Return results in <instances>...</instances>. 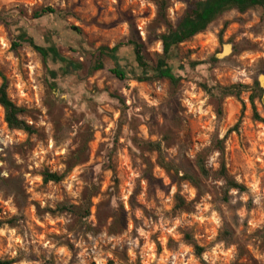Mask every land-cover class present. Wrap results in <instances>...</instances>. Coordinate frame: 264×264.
<instances>
[{
	"label": "clouds",
	"instance_id": "obj_1",
	"mask_svg": "<svg viewBox=\"0 0 264 264\" xmlns=\"http://www.w3.org/2000/svg\"><path fill=\"white\" fill-rule=\"evenodd\" d=\"M100 2L107 4L109 8L115 4V0ZM169 2L167 21L172 27L169 28L168 24L161 22L150 31L149 26L157 14L153 0H128V4L134 6L137 17L144 9H151V14L139 22L140 42L151 56V60L146 61L149 65L146 72L148 77L155 75L151 70L152 65L164 56V42L159 38L168 35L177 27L178 18L189 7L182 0ZM74 4L76 0H0V66L10 70L8 95L17 106L39 109L40 116L36 121L29 116L18 118L25 120L29 125L42 127L47 135L46 142L40 143L36 151L29 155L30 166L36 169L47 166L50 172L63 175L66 163L62 161H66L80 148L79 135L85 127L95 133L92 147L99 148L98 155L73 167L67 179L59 184L49 181L50 191L36 192L42 177L27 175V184L31 185L27 187V192L31 193L29 199L36 200L41 209L47 207L54 210L57 203L64 201L65 195L71 204L79 205L83 190L99 188L102 179L104 186L96 195L95 203L107 201V206L112 211L123 206L127 225L121 233L110 234L113 218L108 216L96 234L91 231H70L66 226L72 223L71 214L63 213L53 217L44 213L42 217L36 216L35 206L29 204L28 218L18 222L17 226L10 227L7 223H0V264L5 260L13 261L14 264H45L50 255L55 257V264H69L73 253L68 250L67 244L63 243L64 240L73 244L77 250L73 264H108L109 260L113 264H137L138 259L144 260L145 264H230L236 259V245H231L225 251L224 242L217 240L225 222L240 236L242 231L251 234L254 229L262 226L260 221L253 218L251 227H243L248 215L249 201L255 211L264 215V148L261 147L264 145V125L257 127V122L249 119L252 114L250 106L243 119L249 123L250 131L254 135H242L236 141L229 135L225 141L229 129L239 118L240 102L249 104L248 98L255 87L254 79L258 80L264 75L256 68L257 60L264 58V45L261 46L259 56L249 57L247 53L241 55L233 52L213 64L212 58L222 46V43L218 44L216 40L218 26L210 33L212 39L206 48H197L191 55L181 49L182 55L179 59L167 60L172 69V76L182 78V87L178 89L173 103L167 80L153 79L144 84L138 82L145 70L137 63L131 45L124 49L128 52L126 58L121 57L120 49H117L112 64L113 68L118 64L123 70L122 81L112 75L107 66L89 73L86 69L98 58L96 54L101 45L111 50L117 48L118 42L129 36L128 22L123 21L115 30V34L106 35L101 31L93 32L89 29V36L81 38L71 31V26L86 22L88 18L82 16V20L77 21L67 15ZM87 11H93L91 6ZM34 12L39 15L33 16ZM234 16L244 21L232 28L233 32L237 28L243 29L237 34L236 41L241 37L264 40V33L256 37L248 31L258 22L257 13L252 12L250 16L249 13L241 14L233 9L226 19L231 20ZM107 19H115V15L108 16ZM51 30H58L62 35L73 37L69 43L75 51L67 52L66 55L82 62L85 71L69 69L65 75L60 70L66 68V65L59 60L53 63L49 58L47 66L42 67L31 46L24 44L20 49L12 47L13 43L18 42L17 38L22 31L33 36ZM97 37L100 39L97 40ZM187 47L189 45L185 46ZM192 63L196 65L194 68L189 67ZM51 72L56 73L55 78L49 75ZM218 83L221 87L248 86L240 89L239 100L235 96L231 97L234 105L231 120L218 117L214 111L213 97L221 95ZM0 84H3V80H0ZM201 85H206L211 91L202 90ZM261 88L264 89V85H261ZM113 91H118L120 98L111 95ZM46 98L57 105L66 106L61 113L63 132L59 140L53 138V123L47 114L49 109L44 103ZM254 102L257 106L264 102V92H258ZM4 111V107L0 105V118ZM174 113L180 119L179 126L174 123ZM261 115H264V110ZM133 121L135 127L132 126ZM188 121L199 123V130L196 140L186 143ZM166 131H171L175 136L171 144L164 140ZM26 138V133L15 130L8 133L5 128L0 145L7 148ZM31 139L36 141L35 136ZM114 139H119V144L114 145ZM245 139L251 147L245 145ZM143 142L158 144L159 151H142L139 144ZM214 142L220 143L221 146H214ZM100 145L102 147H99ZM234 147L237 153L235 160L232 155ZM53 153L58 155L54 156ZM201 153L205 154L202 167L209 172L207 178L201 177L205 190L201 192L189 180H181L178 184L173 182V175H185L184 167L181 166L185 161L191 164L197 175L200 174L201 165L196 161ZM3 154V148H0V155ZM45 154L52 158L46 159ZM145 157L153 164L152 176L163 185H153L151 195L148 192V181L143 178V173L148 167ZM158 159H162L163 165L171 163L177 167L175 170L165 168L156 163ZM15 160L17 164L25 163L19 156H16ZM112 161L118 165L115 176L122 181L118 188L113 183V170L106 167ZM222 164L227 169L228 176L237 185L245 186L244 191L238 187H228L224 176L214 178L213 174L219 171ZM5 167L4 162L0 160V168ZM89 171L91 180L82 179L81 175ZM0 176L7 177L8 172L0 171ZM138 185L141 190L134 199L139 206H133L129 199L134 196ZM61 189L66 192L61 194ZM225 190L228 194L227 202L220 199ZM177 195L183 198L186 204H191V211L178 209L173 212ZM0 204H3L5 209L0 213V221L19 215L13 203V196L9 195L6 200L0 198ZM233 217L237 218L235 223ZM41 221L44 222L41 224L42 232H38L36 224ZM82 223L92 229L98 226L94 213L84 217ZM48 224L55 225L51 231L57 233L61 237L60 240L52 238ZM185 230H191L195 243L205 249L200 257L195 256L193 245L183 240ZM169 238L174 241L170 248ZM161 245L167 249L163 254L157 252L158 246ZM121 252H126V258L121 257ZM255 254L260 264H264V252ZM32 255L37 259H29Z\"/></svg>",
	"mask_w": 264,
	"mask_h": 264
},
{
	"label": "rangeland",
	"instance_id": "obj_2",
	"mask_svg": "<svg viewBox=\"0 0 264 264\" xmlns=\"http://www.w3.org/2000/svg\"><path fill=\"white\" fill-rule=\"evenodd\" d=\"M158 1H164L166 3V18H167V8L170 6L169 0H153V3L156 5ZM182 2L187 3L189 0H182ZM91 6V9L93 10L91 13H89L87 10ZM233 9L228 10L224 12L222 15H220L218 18H216L213 22H211L206 27L205 30L202 32L196 34L191 39L184 41L180 43L176 50V56L178 59L181 57V49H185V53L187 55H191L194 51L199 49H204L207 47L209 42L211 41L212 37L210 33H212L217 27L219 26V31L215 33L216 40L218 44L222 43V46L220 50L216 53V56L212 58L213 64L216 63L218 59H222L225 57H228L230 53H237V54H244L247 53L249 57L251 56H259L261 49V46L264 45V40H261L259 38L257 39H250L248 37H241L239 41H236V36L239 32L243 31V29L237 28L235 32L232 31V28L237 23H243L244 21L240 19V17L234 16L231 20L226 19V17L232 12ZM185 11V10H184ZM183 11V12H184ZM182 12V14H183ZM255 12L258 14L259 19L257 23H254L252 25L251 29H248V31L256 36L259 37L261 33H264V20L260 17V12L257 9H250L247 10L244 13H249L251 16V13ZM35 13V12H34ZM33 13V16H34ZM241 13V14H244ZM23 14V13H22ZM151 14V9H144L143 12H141L140 16L137 17L135 13V8L132 5L128 4V0H115V4L111 6V8L108 7L107 4L100 2V0H76V4L73 5L71 9L68 10L67 15L72 16L77 21L82 20L83 17H87L86 22H81L72 25L71 27H76L78 29V32H75L73 29L71 31L75 32L78 36H81V38H86L89 36V29H91L93 32L95 31H101L108 34H115V30L118 29L120 24L127 20L128 27H129V36L139 38L140 33V20L146 19ZM181 14V15H182ZM115 15V19L108 20V16ZM181 17V16H180ZM179 17V18H180ZM178 18V19H179ZM151 26V25H150ZM149 26V27H150ZM49 32L54 33V36H58L62 39V43L59 44V52L67 57V52H74L75 49L71 47L70 41L73 40V37L67 35V34H61L58 30H51ZM46 32V33H49ZM45 33H37L33 36L36 38H39V40L42 42L43 35ZM126 38V39H127ZM100 38L97 37V40ZM126 39H122V41H125ZM18 41V40H17ZM121 42V41H120ZM77 43H79L77 41ZM26 43H20L18 45H12L13 49H20L22 45ZM144 45V44H143ZM186 45H189V47L185 48ZM67 46V48H66ZM103 45H101L102 47ZM34 51V50H33ZM36 52V51H35ZM37 56L40 59L41 66L46 67L48 61H43L42 57L36 52ZM143 54L146 56L147 59H151V56L149 55V52L145 49H143ZM74 61H78L75 58H70ZM81 67L79 71H85V66L82 62ZM112 61L108 57L103 58V65L104 67H108V71L112 67ZM196 65L190 64L189 67L194 68ZM256 68L258 72L264 73V58H260L256 62ZM89 73V67L86 69ZM9 69H6L3 66H0V80L2 79V76L5 77L7 82V89L9 88L10 79H9ZM110 72V71H109ZM51 75V73H49ZM52 76V75H51ZM260 78L262 80H260ZM164 80V79H161ZM259 80L262 82V85H264V75L260 76L259 79H254L253 82H257L259 84ZM151 82V81H150ZM150 82H140L142 84L144 83H150ZM219 85V83L217 84ZM220 86V85H219ZM228 86V85H227ZM182 87V78H180L177 85L172 86L169 84V90L170 94L173 97V103L175 102V95L177 94L178 89ZM203 89V86H200ZM7 91V90H6ZM46 97H47V91H46ZM8 95V91H7ZM35 95V93H33ZM116 98H120L118 91H113L111 93ZM240 96V95H239ZM239 96L235 98L239 100ZM9 97V95H8ZM232 95L227 96H221L220 97H213L212 103L214 104V111L218 117H224L228 120H231L233 116V108L234 105L231 102ZM9 99L15 103L10 97ZM249 99V98H248ZM256 99V98H255ZM254 99V101H255ZM123 99H121V103L123 104ZM44 103L49 109V112L47 113L49 115L50 120L53 123V129H54V139L59 140L61 138L63 129H62V121H61V113L64 110V107L53 103L51 99H45ZM241 108L239 112V118L237 120V123L233 125L231 129H229V133L226 134L225 141L228 139V136L231 135L233 137V140L236 141L238 137H241L242 135L244 137L252 136L254 133L250 131L251 126L247 121H245L243 118L248 114L247 109L251 104L249 102L248 105H244L241 101ZM263 103V104H262ZM259 106L254 102L255 109L259 113L261 117L264 118V115H261L262 110H264V102H262ZM16 104V103H15ZM17 105V104H16ZM20 107L24 108L25 111L21 116H29L33 119V121H36L37 118L40 116L39 109H29L23 105ZM252 109V108H251ZM250 120L257 122V127L264 125L263 123L255 120L251 116L249 117ZM174 123L179 126L180 125V119L179 117L175 116V113L173 115ZM25 121V120H24ZM26 122V121H25ZM121 118V123H122ZM34 129L33 133H26L19 129H11L7 127L6 123L4 122V118H0V138H3V133L5 128L7 129L8 133H12L14 130L17 132H23L27 134V138L24 139L20 143H14L10 145L7 148H4L3 145H0V148H3V155H0V160L4 162L6 165L5 168H0V171H7L8 176L3 177L0 176V198L6 200L9 195L13 196V203L15 204L17 208V212L19 215L12 216L11 219L3 220V222L7 223L10 227L17 226L18 222H23L25 219L29 216V207L28 205L31 204L35 206V215L36 216H43L44 213H48L51 216H56L58 214L63 213H69L72 216V223L70 225H67L66 227L68 230H75L76 232L83 233L85 231H91L94 234L98 233L100 230V226L103 225L105 219L108 216H112L113 223L111 228L109 229L110 234H119L121 233L124 228L127 225V218H126V212L123 209V206H121L118 210L112 211L107 206V201H102L100 203H95V197L100 191V189L103 188V180L100 181L99 188L93 187L91 190L85 188L81 195V203L79 205L71 204L69 202V198L65 195V199L63 202L57 203L56 209H49L45 207L44 209H41L39 207V203L36 200H30L29 197L31 196V193L27 192V187H30L31 185L27 184L26 176L27 175H40L42 177V172L44 170L49 171V168L47 166L43 167L42 169H36L34 167H31V162L28 160V157L30 154L34 153L39 146L40 143H44L47 140V135L44 131V129L37 128L33 125H31ZM133 127L136 126L135 121H133ZM199 130V123L194 121H188V128L186 131L185 136V142L188 143L189 141H195L196 140V134ZM35 136L36 141H33L31 137ZM119 136V130L117 131V137ZM80 140V148L75 152V154L71 155L66 161H62L66 163V170L63 174V178L67 179L68 175L71 173V170L73 167L79 165L80 163H86L88 160H91L94 155L99 154V148L94 149L92 147L93 143L95 142V133L91 131L90 128L85 127L84 131L80 133L79 135ZM164 140L171 144L175 140V136L171 131H166L164 134ZM39 142V143H38ZM145 143V142H143ZM119 144V139H114V145ZM245 145L248 147H251L250 144H248L247 139H245ZM214 146H221L220 143L214 142ZM99 147H102L100 145ZM139 147L142 149V151H148L152 152L154 150L150 149L149 146H146L145 144H139ZM264 148V145L261 146ZM115 152V147L113 149ZM53 155H58L56 153H53ZM112 154L110 153V156ZM204 153H201L197 157V164L202 165L204 161ZM234 160L237 158V153L235 147L233 148L232 153ZM19 156L25 163L23 164H17L15 157ZM46 159H51L52 157L45 154ZM241 162H243L241 160ZM145 163L148 165L147 169L143 173V178L148 181V192L149 195L153 193V185H161L163 187L160 180L154 178L152 176V170H153V164L149 160L148 157H145ZM159 163V159L156 162ZM184 167L185 175L183 177H180L178 175H173L171 177L172 181L175 183H179L181 180H189L194 186H196L198 189L202 191L205 190L203 181L201 177L207 178L209 175V172L207 169L201 170L200 174L197 175L193 170L191 164L187 163L186 161L182 163L181 165ZM91 167V166H90ZM107 168H110L114 172L113 176V183L117 188L119 187L120 183L122 181L115 176V172L118 169V165L112 161L108 165H106ZM177 166L172 165V169L175 170ZM214 178L219 176H224L227 180V186L231 187L230 182H234L233 179L228 176L227 169L223 166L219 169V171L215 174H213ZM191 177V178H189ZM81 178L90 181L91 180V172H85L81 175ZM62 180L59 182H54L55 184H59ZM39 187L35 189L36 192H47L51 189L48 187V182H43V180L39 181ZM235 183V182H234ZM241 188V191L245 190L244 185H239ZM140 187L138 185L137 189L134 191V196L129 199V203L133 206H139L136 205L134 197L139 193ZM66 192L65 189H61V194H64ZM176 205L173 209V212H175L178 209H182L185 211H191L192 206L191 204H186L183 198H181L179 195L176 196ZM220 199L223 200V202H227L228 200V194L225 190L220 197ZM93 204H95V208H93ZM65 206L66 209H61V207ZM142 207V206H140ZM5 211L3 204H0V213H3ZM248 215L246 216L243 227H251V221L253 218L257 221H260L262 226L258 227L253 230L251 234H245L243 231L241 232L240 236H237L235 233L234 228L229 225L227 222H225L223 228L219 231L217 240L223 241L225 244L224 250L226 251L228 247L235 244L236 245V259L234 261H231L230 264H260V261L256 257V252H264V215H262L260 212L254 210V206L251 204V201L248 202V208H247ZM95 214L98 226L96 229H92L90 226L85 225L82 223V220L84 217ZM146 215H150V213H146ZM236 217H233V223L236 222ZM35 223V222H34ZM44 222L41 221L39 224H36V228L38 232H42L41 224ZM49 229V234L52 236L53 239L60 240L61 237L57 234L51 231L55 225L48 224L47 225ZM207 229L205 228V232ZM183 240L186 243H191L193 245V251L196 257H200L201 254L205 251L204 248H202L199 244H196L193 240L192 232L191 230H185L183 235ZM64 244H67L68 250L72 251L73 257L72 260L69 261V264H73L75 261V256L77 250L75 249V246L71 244L69 241L64 240ZM174 244V241L169 238L168 239V247H172ZM195 247L200 248L199 254H197ZM167 249L164 246H158L157 252L160 254L165 253ZM122 258H126V252L120 253ZM43 259V256L40 257ZM29 259L35 260L37 257L34 255L30 256ZM10 264H14L13 261H11ZM45 264H55V257L50 255L49 259L45 261ZM94 264V262H92ZM108 264H113L111 260L108 261ZM137 264H145L144 260L137 261Z\"/></svg>",
	"mask_w": 264,
	"mask_h": 264
},
{
	"label": "trees",
	"instance_id": "obj_3",
	"mask_svg": "<svg viewBox=\"0 0 264 264\" xmlns=\"http://www.w3.org/2000/svg\"><path fill=\"white\" fill-rule=\"evenodd\" d=\"M189 7L185 9L181 17L178 19L177 27L170 31L168 35H162L159 39L163 40L164 47V56L160 57L156 60V62L152 65L151 70L155 73L153 77H148L146 75L147 70L149 69V65L146 61L151 59H147L143 54L144 45L140 42L138 38H127L125 41L118 42L117 48H113L111 50L106 49L104 46L100 47L99 52L96 54L98 58L92 61L91 66L89 67V71H93L94 69H99L104 67L103 58L108 57L112 63L115 60V53L117 49H120L119 55L121 57L126 58L128 56V52L126 49L127 45H131L133 48V54L136 57L137 63L140 65L142 69L145 70V74L138 78V82H150L153 79H164L169 82L170 85L175 86L178 84L180 78L172 76V69L168 65L167 60L178 57L176 56V50L180 43L191 39L196 34L202 32L206 29V27L213 22L216 18L222 15L224 12L235 9L239 13H244L250 9H257L260 12L261 19L264 20V0H189ZM166 3L164 1H158L156 3V17L152 22V25L149 27L151 31L153 26H158L161 22L168 24V27L171 28V24L168 23L166 18ZM51 9H49L50 11ZM39 13L35 12L34 16H38ZM75 32H78L76 27H71ZM53 37L55 39H53ZM151 39V38H150ZM18 42L14 43V45H18L20 43H26L31 46L34 51H36L43 59V61H48L51 58L52 62L55 63L59 60L62 64L66 65V68L61 69L60 71L63 74H67L68 70L71 69L73 71H79L81 67L80 61H74L68 57H65L59 52V44L63 41L60 37L54 36V33L49 32L43 35L42 42L39 38L35 36H29L27 32H21V35L17 38ZM175 46V47H173ZM159 57V54H157ZM195 65V63H193ZM112 75H114L118 80L124 79L123 70L120 69L119 65H115V67H111L109 70ZM53 78L56 77L55 72H51ZM3 84H0V105L4 107V122L7 127L11 129H19L26 133H33L34 129L31 125L27 124L23 119H19L25 109L17 106L13 103L8 95H7V82L5 77L2 76ZM260 80H262L260 78ZM259 80V84L255 81L253 82L255 87L251 96H249V102L252 108V117L264 124V118L259 115L254 106V99L257 97L258 92H264V89L261 88L262 82ZM204 90L211 91L207 89L206 85H202ZM221 91V96L232 95L238 97L240 95V89L247 88V85H228V86H219ZM263 104V103H262ZM146 146H149L150 149L154 151H159V145L153 144L150 142L142 143ZM159 163L165 168L172 169V164L169 163L167 165H163L162 159H159ZM201 170L203 167L201 165ZM64 175L53 173L47 170L42 172V180L43 182H59L62 180ZM191 178V177H189ZM231 187L241 188L234 182H230ZM61 209H66L65 206L61 207ZM0 223H5L0 221ZM197 254L200 252L199 247H195ZM10 260L3 261V264H10Z\"/></svg>",
	"mask_w": 264,
	"mask_h": 264
}]
</instances>
